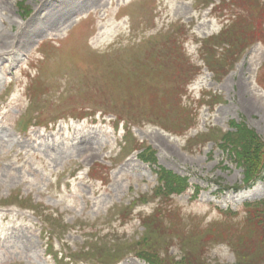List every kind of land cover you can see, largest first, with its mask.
Here are the masks:
<instances>
[{"label": "rangeland", "instance_id": "rangeland-1", "mask_svg": "<svg viewBox=\"0 0 264 264\" xmlns=\"http://www.w3.org/2000/svg\"><path fill=\"white\" fill-rule=\"evenodd\" d=\"M18 1L0 0V264H89L80 256L59 263L57 255L76 254L96 240H133L143 233L136 206L126 217L120 212L151 191L156 176L136 152L116 157L123 126L118 131L101 111L97 123L95 117L68 116L84 105L135 114L140 123L134 132L157 150L158 164L201 186L197 199L192 192L176 197L180 214L166 217L175 227L163 239L173 244L171 253L182 255L177 233L183 230L200 239L189 250L204 248L203 256L213 264L236 263L239 241L259 243L264 254L263 243L249 239L253 233L244 222L248 205L264 199V180L236 192L233 186L242 184L243 172L229 163L217 140L200 149L190 139L213 127L226 130L231 120H243L264 134V25L258 36L262 42L241 52L223 75L204 60L205 37L220 35L233 13L264 24V0H225L218 10L214 4L221 0L210 5L205 0H25L33 8L28 18ZM172 33L179 34L175 47ZM62 42L56 52L48 51L53 96L40 104L45 120H32L21 132L22 116L32 107L29 88L37 72L32 64L46 45ZM183 55L203 66L184 69ZM63 70L68 75L58 76ZM180 102L198 123L177 135L154 118H175L173 108ZM60 115L65 117L54 122ZM16 194L73 224L65 236L70 248L55 239L47 250L38 211L25 209L30 203L3 202ZM242 225L241 232L235 229ZM124 258L121 264H147L132 255Z\"/></svg>", "mask_w": 264, "mask_h": 264}, {"label": "trees", "instance_id": "trees-1", "mask_svg": "<svg viewBox=\"0 0 264 264\" xmlns=\"http://www.w3.org/2000/svg\"><path fill=\"white\" fill-rule=\"evenodd\" d=\"M223 1L225 2V0H221L220 3H224ZM242 1L248 2L251 0ZM210 3L215 2L214 0H205V4ZM222 6L224 7V5ZM218 8L219 6L215 7L216 10ZM237 15L232 17L231 25L224 29L220 35L212 36L205 40L204 49L207 50L206 53L208 54L206 60L210 66H217L215 70L218 71L219 76L223 75L224 72L226 73L234 65L239 54L248 48L251 43H254L255 40H261L258 36L262 34V26L264 24H261L258 20L246 17L247 15L242 12H237ZM178 35L173 33L170 35V37H173L170 40L172 47H175L180 42ZM226 56L231 57V59H227ZM182 67L185 69L193 66L183 60ZM212 103H215L214 99ZM87 108L85 105L78 106L71 111L74 115L83 116L87 114L85 112ZM132 115L131 121H137L136 115ZM176 115L175 118L166 121H163L162 115L158 119H154L167 127L168 123L172 122L177 127V131L181 133L197 125V117H194V114L188 111L182 102L176 108ZM119 119L122 120L123 117ZM126 126V143L130 146V151L139 150L141 145L132 135L130 124L127 123ZM214 138L217 140L218 146L222 149L223 153H227L230 162L243 169L244 184L251 185L261 177L264 171V134L261 135L243 121L237 122L232 120L228 130L218 127L211 128L208 132L199 133L192 137L191 140L196 143L191 145L192 147L197 145L201 149L208 141L214 140ZM133 144L134 146H132ZM140 156L144 160L153 163V165H157V157L152 148L147 147L145 151H142ZM155 171L158 173V181L157 186L153 189L152 197L160 199L159 205L153 212H148L141 216L142 223L146 228L143 237L138 242L126 243V241V244H122L124 248H122L121 252L125 255V253L133 251L150 264H213L210 261H206V258L203 256L204 248L200 251L199 249L194 250L196 248L194 247L192 250H187L183 258L177 259L169 253V247L166 246V253L160 250L161 247H157V243L163 240V235L168 228L164 222V217L167 214L175 215L177 212L179 214L178 209L173 207L172 203L170 207H167L168 205L164 203V200H169L170 203L172 196L187 193L191 187V183L188 176L179 175L164 167L156 166ZM196 191H198V187ZM145 196L143 195L142 199H145ZM244 222L253 233V236L251 235L249 239L253 242L255 238L264 245V199L248 205ZM235 229H239L240 232L244 230L243 225ZM223 236L221 235V237ZM187 241L194 242L190 237L183 239L184 244ZM196 241H198V238H196ZM243 243L244 241H239L235 245L238 259L234 264H264V254L259 253V243H255L256 245L251 243L248 246L246 244L243 246ZM118 247L120 248L121 244H118ZM93 249L97 252L95 254L96 257L103 261H111L118 257L116 254L118 252L114 253L113 251L115 250L108 244H97Z\"/></svg>", "mask_w": 264, "mask_h": 264}]
</instances>
